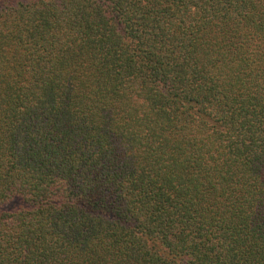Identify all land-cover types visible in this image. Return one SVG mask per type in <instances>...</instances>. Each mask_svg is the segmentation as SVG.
I'll return each mask as SVG.
<instances>
[{
    "label": "trees",
    "instance_id": "trees-1",
    "mask_svg": "<svg viewBox=\"0 0 264 264\" xmlns=\"http://www.w3.org/2000/svg\"><path fill=\"white\" fill-rule=\"evenodd\" d=\"M0 264H264V0H0Z\"/></svg>",
    "mask_w": 264,
    "mask_h": 264
}]
</instances>
